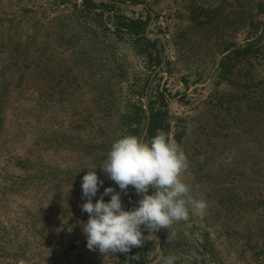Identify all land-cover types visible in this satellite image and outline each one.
<instances>
[{"label": "rangeland", "instance_id": "1", "mask_svg": "<svg viewBox=\"0 0 264 264\" xmlns=\"http://www.w3.org/2000/svg\"><path fill=\"white\" fill-rule=\"evenodd\" d=\"M148 117L145 139L163 130L187 154L206 213L171 240L89 250L86 168L143 137ZM96 172L93 203L120 192ZM130 188L125 210L142 199ZM161 252L264 264V0H0V264H154Z\"/></svg>", "mask_w": 264, "mask_h": 264}, {"label": "clouds", "instance_id": "2", "mask_svg": "<svg viewBox=\"0 0 264 264\" xmlns=\"http://www.w3.org/2000/svg\"><path fill=\"white\" fill-rule=\"evenodd\" d=\"M98 167L120 192L107 187L93 203L104 184L97 175ZM189 167L183 148L163 130H157L150 139L125 135L114 141L102 164H90L82 178V198L86 202L81 209L89 215L82 231L88 249L105 255L128 253L146 241H158L156 233L161 230H166L171 240L177 236L174 225L189 221L192 215H205L206 200L193 196L184 179ZM129 186L142 199L138 207L125 210L121 193L127 194ZM109 195L110 201L105 202L104 197ZM175 260V256L161 252L154 264H174Z\"/></svg>", "mask_w": 264, "mask_h": 264}, {"label": "water", "instance_id": "3", "mask_svg": "<svg viewBox=\"0 0 264 264\" xmlns=\"http://www.w3.org/2000/svg\"><path fill=\"white\" fill-rule=\"evenodd\" d=\"M161 37H162L163 43H164V45H165V47H166L167 45H166V39H165L164 35H161ZM149 121H150V117H148V124H147V126H146L145 133H144V135H143V137H142L143 139H145V136H146V134H147L148 127H149ZM132 189H133V187L130 188V200L132 199V198H131ZM131 205H132V204H131Z\"/></svg>", "mask_w": 264, "mask_h": 264}, {"label": "trees", "instance_id": "4", "mask_svg": "<svg viewBox=\"0 0 264 264\" xmlns=\"http://www.w3.org/2000/svg\"><path fill=\"white\" fill-rule=\"evenodd\" d=\"M140 22H141V20L140 21H134V23H140ZM148 41H150V40H148ZM153 128H154V125H151L150 126V135L152 134Z\"/></svg>", "mask_w": 264, "mask_h": 264}]
</instances>
